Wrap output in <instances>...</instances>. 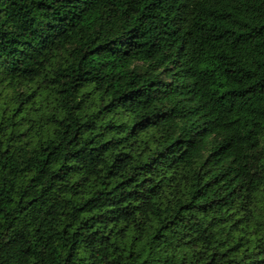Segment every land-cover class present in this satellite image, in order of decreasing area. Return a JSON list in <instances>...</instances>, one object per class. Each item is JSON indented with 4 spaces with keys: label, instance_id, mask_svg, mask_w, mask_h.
I'll list each match as a JSON object with an SVG mask.
<instances>
[{
    "label": "trees",
    "instance_id": "trees-1",
    "mask_svg": "<svg viewBox=\"0 0 264 264\" xmlns=\"http://www.w3.org/2000/svg\"><path fill=\"white\" fill-rule=\"evenodd\" d=\"M0 264H264V0H0Z\"/></svg>",
    "mask_w": 264,
    "mask_h": 264
}]
</instances>
